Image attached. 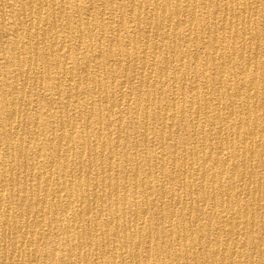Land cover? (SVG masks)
<instances>
[{"label":"bare ground","instance_id":"bare-ground-1","mask_svg":"<svg viewBox=\"0 0 264 264\" xmlns=\"http://www.w3.org/2000/svg\"><path fill=\"white\" fill-rule=\"evenodd\" d=\"M0 264H264V0H0Z\"/></svg>","mask_w":264,"mask_h":264},{"label":"rangeland","instance_id":"rangeland-1","mask_svg":"<svg viewBox=\"0 0 264 264\" xmlns=\"http://www.w3.org/2000/svg\"><path fill=\"white\" fill-rule=\"evenodd\" d=\"M6 1H7V0H6ZM104 16H105V18H106V17L108 16L107 13H106Z\"/></svg>","mask_w":264,"mask_h":264}]
</instances>
